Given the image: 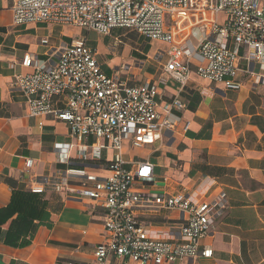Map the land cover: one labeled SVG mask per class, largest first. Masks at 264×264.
<instances>
[{
  "label": "built area",
  "instance_id": "obj_1",
  "mask_svg": "<svg viewBox=\"0 0 264 264\" xmlns=\"http://www.w3.org/2000/svg\"><path fill=\"white\" fill-rule=\"evenodd\" d=\"M13 24L47 23L73 26L101 35L126 28L167 43L157 57H166L163 71L183 86L195 73L215 87L237 91L242 63L264 67V0H11ZM197 19L188 37L175 40L181 20ZM189 21V20H187ZM47 44V39L40 40ZM114 51L115 46H110ZM85 37L51 47L45 58L25 52L20 64L30 68L15 74L30 115H49L68 127L70 142L57 143L60 162L71 158L80 166L57 170L30 181L28 190L52 191L89 199L103 212L104 234L90 263L107 264L111 256L131 264H172L209 258L212 248L202 239L224 215L226 193L204 198L198 190L170 194L152 191L154 165L148 159L129 161L126 147L139 149L175 135L183 108L174 96L158 102V85H129L117 73L105 74ZM194 65L192 68L191 65ZM253 74V84L264 77ZM187 122L182 126L187 129ZM111 151V157L103 151ZM32 159L24 167L31 168ZM163 180H166L164 178ZM176 211L181 218L167 225L146 224L143 217Z\"/></svg>",
  "mask_w": 264,
  "mask_h": 264
},
{
  "label": "crops",
  "instance_id": "obj_2",
  "mask_svg": "<svg viewBox=\"0 0 264 264\" xmlns=\"http://www.w3.org/2000/svg\"><path fill=\"white\" fill-rule=\"evenodd\" d=\"M11 3L0 0V264L90 263L104 234L103 212L89 199L52 191L32 199L19 195L30 193L33 179L81 164L73 149L67 162L59 161L54 146L71 141L67 125L49 115H30L24 96L12 86L13 77L31 71L20 64L25 52L43 59L51 47L80 37L95 51L105 74L117 73L129 85L156 83L158 102L174 96L182 101L183 108L173 111L180 117L175 135L166 134V142L134 151L126 147L125 159L153 163L155 176L162 180L161 192L196 189L207 199L219 190L226 193L224 215L201 242L212 248V256L172 264H264V83L253 84L251 74L264 77V67L254 65L246 72L242 63L241 88L225 90L219 85L210 95L211 83L195 73L180 86L163 71L166 57L156 53L167 48L165 42L148 38L145 45L136 41L137 47H132L119 37L107 40L111 33L42 22L16 25ZM189 18L175 30L176 41L188 37L186 27L200 16ZM42 39L47 44L40 43ZM103 155L110 158L111 151ZM28 158L32 165L27 171ZM18 199L25 202L23 222L11 224L18 219L17 210L3 222L7 207L11 201L16 207ZM32 206L41 210L38 217ZM152 215L157 218L151 220ZM180 218V213L167 210L143 217L146 224L160 226ZM107 264L131 263L111 256Z\"/></svg>",
  "mask_w": 264,
  "mask_h": 264
},
{
  "label": "rangeland",
  "instance_id": "obj_3",
  "mask_svg": "<svg viewBox=\"0 0 264 264\" xmlns=\"http://www.w3.org/2000/svg\"><path fill=\"white\" fill-rule=\"evenodd\" d=\"M114 37H119V40H121L125 43H128L132 47H137L135 45L136 41L140 42L142 45H145L149 41V39L146 38L145 36L139 35L137 32L130 31L126 28H114V29H112L110 36L107 37V40L113 39ZM154 45H156L155 42L153 43V46ZM163 139L165 142L167 141V137L165 135L163 136ZM155 172H157L156 169H155ZM161 184H162V180H160L159 178H157L155 176V179L153 182L154 188H152V191L156 192V193H161V191L159 190V187L162 186ZM150 218H151V220H155L157 218V216L152 215V216H150Z\"/></svg>",
  "mask_w": 264,
  "mask_h": 264
},
{
  "label": "trees",
  "instance_id": "obj_4",
  "mask_svg": "<svg viewBox=\"0 0 264 264\" xmlns=\"http://www.w3.org/2000/svg\"><path fill=\"white\" fill-rule=\"evenodd\" d=\"M37 193H32V192H30V193H20L19 195H20V197H22V198H26V197H28V195H30L29 196V198L28 199H32L35 195H36ZM32 208H33V211H34V215L32 214V213H30V215L32 216H34V217H38L39 216V214H40V209L39 210H37V208L35 207V206H32ZM24 209H25V202L24 201H21L20 199H18V202L16 203V207L14 206L13 207V203H12V201H11V203H10V205L7 207V216L4 218V220H3V222L4 221H7V219H9L11 216L10 215H13L14 214V212H15V210H17L18 211V219H16V220H13V222H11V224H20L21 222H23V211H24ZM19 215H20V219H19Z\"/></svg>",
  "mask_w": 264,
  "mask_h": 264
}]
</instances>
